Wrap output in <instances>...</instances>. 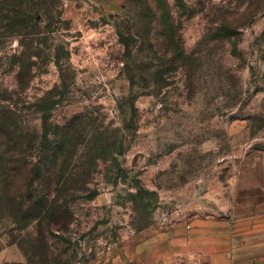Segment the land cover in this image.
<instances>
[{"label":"rangeland","instance_id":"rangeland-1","mask_svg":"<svg viewBox=\"0 0 264 264\" xmlns=\"http://www.w3.org/2000/svg\"><path fill=\"white\" fill-rule=\"evenodd\" d=\"M0 119V264H264V0H0Z\"/></svg>","mask_w":264,"mask_h":264},{"label":"crops","instance_id":"crops-1","mask_svg":"<svg viewBox=\"0 0 264 264\" xmlns=\"http://www.w3.org/2000/svg\"><path fill=\"white\" fill-rule=\"evenodd\" d=\"M196 257L199 259L205 258L209 261V264H229V259L226 257L225 251H215L213 247L200 244L196 246ZM200 251V252H199Z\"/></svg>","mask_w":264,"mask_h":264},{"label":"trees","instance_id":"trees-1","mask_svg":"<svg viewBox=\"0 0 264 264\" xmlns=\"http://www.w3.org/2000/svg\"><path fill=\"white\" fill-rule=\"evenodd\" d=\"M26 19H28V21L25 23V24H23V25H26V28H28V27H31L32 29L33 28H35V27H37L38 26V22H37V16L36 17H31V16H26L25 17ZM5 125V123H4V121L2 120V119H0V133H1V131H4V133H8L7 132V128H6V126H4ZM3 133V132H2ZM8 136V135H7ZM2 138V134H0V139ZM53 145L55 146V148H57L58 149V151L57 152H54V154H53V159H54V161L56 162V161H58V159L62 156V153H61V148H62V145H61V142L58 140V138L56 137V136H54V141H53ZM17 146H18V144H17ZM17 146H16V148H17ZM18 169V168H17ZM20 174H22V173H20ZM45 197L46 196H44L43 197V199L45 200ZM29 201H31L30 199H29ZM29 207V206H28ZM50 223H54V221L52 220V221H50Z\"/></svg>","mask_w":264,"mask_h":264}]
</instances>
